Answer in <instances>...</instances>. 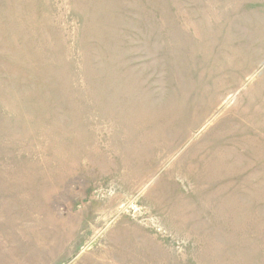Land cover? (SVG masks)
<instances>
[{
    "label": "rangeland",
    "instance_id": "374dc122",
    "mask_svg": "<svg viewBox=\"0 0 264 264\" xmlns=\"http://www.w3.org/2000/svg\"><path fill=\"white\" fill-rule=\"evenodd\" d=\"M0 264H264V0H0Z\"/></svg>",
    "mask_w": 264,
    "mask_h": 264
}]
</instances>
